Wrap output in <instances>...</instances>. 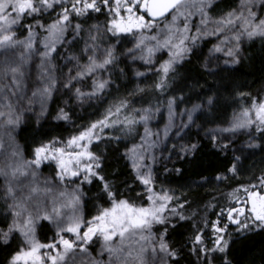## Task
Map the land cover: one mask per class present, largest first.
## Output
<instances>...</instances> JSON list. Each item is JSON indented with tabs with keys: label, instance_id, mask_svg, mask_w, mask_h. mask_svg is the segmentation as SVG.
<instances>
[{
	"label": "snow or ice",
	"instance_id": "obj_1",
	"mask_svg": "<svg viewBox=\"0 0 264 264\" xmlns=\"http://www.w3.org/2000/svg\"><path fill=\"white\" fill-rule=\"evenodd\" d=\"M214 3L215 0H68V6H65L64 0H0V55L13 53L12 56L5 55L0 61V81L8 79L7 83H0V155L11 149L9 160L0 165V177L4 179L3 198L5 202L11 201V204L6 203V207L12 218L7 230L0 229V237L4 244H8L15 238L13 234L17 233L26 244V247L12 254L8 264H17L18 261H24L25 264H76L77 254L92 256L94 239L103 241L99 255L103 257L106 254L107 260L93 259L92 264H170L173 257L180 256V249L174 248L166 239L168 229L175 227L172 220L190 221L198 213L186 216L183 211L185 205L191 207L187 198L181 203L171 190L156 191L158 177L153 168L157 164V141L147 124L159 111L158 107L130 111L128 99L121 98L105 109L102 118L90 122L77 134L65 140L52 137L38 141L31 149L30 159L25 158L23 149L15 143L14 132L22 123L26 110L21 105V99L27 98L29 91L31 98H27V110L32 109L34 103H39L40 115L46 116V105L60 87L69 92L74 91L75 99L84 101L94 97L101 99L113 84L110 72L107 78L100 73L115 65L116 49L114 46L101 45L99 24L85 29L88 20L92 19L91 13H103L108 17L104 30L114 38L122 34L138 37L133 48L127 50L134 60H147L151 64L156 53L163 55L164 50H167L168 59L160 62L162 75L155 85L161 92L170 87L169 73L175 71L176 65L193 52V46L202 37L213 36L219 40L211 51L226 52L229 59L224 64H239L243 37L249 40L258 37L264 41V0H241L237 8L230 9L218 20L211 17ZM49 10L55 12V18L50 19V22L38 18ZM195 13H199L200 23L193 29ZM168 14H172V20L161 27V22L167 20ZM80 18L84 19V24L74 22ZM26 20H31V23H24ZM178 22L182 27L176 26ZM19 27L28 32L23 40L18 38L15 30ZM153 29L157 30L155 35L145 34ZM41 30L44 33L42 51L36 46ZM85 31L87 39L80 48V55L66 53L63 65L66 71L60 69L58 75L59 66L55 63L60 56L58 46H73L74 42L84 39L81 33ZM69 35L70 40L66 38ZM134 53H140V56L136 57ZM33 56L40 58V75L38 85L29 89L27 68ZM81 57L87 63H83ZM69 64L72 66L69 67ZM204 67L209 76L218 78L220 83L217 91L230 87L224 73H230L231 69L220 66L210 68L207 63ZM136 74L145 75L139 71ZM85 80L90 81L89 90L76 87ZM176 99L171 97L168 102L169 123L163 130V137L166 139L170 129L175 128L174 135L183 141L186 135L184 129L194 123V116L203 105L197 103L191 110H186L187 123L181 121L176 126L173 119L176 115ZM217 99L216 95H208L205 102L211 108ZM56 119L71 121V114L61 108ZM140 123L145 125L141 143L133 144L126 150V155L136 180L144 188L143 193L136 194L137 199L145 197L146 206L144 203H134L119 189L113 190L116 185L102 174L104 157L92 151L96 142L103 143L106 138L120 139L107 136L106 129L111 130L119 125L126 133H130ZM248 129L252 130L249 133L252 137L249 148L260 147L255 143V133L259 132L260 139L264 140V99L254 100L250 107L234 115L229 127L219 129L220 132L231 134L224 138L228 143H224L220 136L214 138L219 148L241 153L240 156L233 155L235 163L227 169L228 175L233 177L244 170L242 160L246 158L243 157L244 148L232 146L231 137ZM209 136L211 138V133ZM178 143L179 147L172 144L170 151L166 149L168 162L173 156L179 159L197 150V144ZM44 166L53 168L52 177L41 179V168ZM202 179L208 182V178ZM215 179L224 183L228 176L222 173ZM257 179L258 184L241 185L237 189L245 192V200L236 199V206L221 208L215 220H210L205 213L200 222L193 226L189 243L200 264H234L231 250L241 234L255 229L264 230V191L257 190L264 189V175ZM24 181L30 185L27 186V192H24ZM94 182L99 183L100 198L109 206H99L98 214L86 220L80 213L87 196L83 189ZM128 187L135 192L134 187ZM33 197L44 199L33 201ZM207 207L216 205L209 204ZM41 220L50 221L57 227L55 237L47 244L36 238L37 224ZM156 225L163 229L159 234L154 231ZM66 234L72 238H66ZM42 249L47 251L42 254Z\"/></svg>",
	"mask_w": 264,
	"mask_h": 264
},
{
	"label": "trees",
	"instance_id": "obj_2",
	"mask_svg": "<svg viewBox=\"0 0 264 264\" xmlns=\"http://www.w3.org/2000/svg\"><path fill=\"white\" fill-rule=\"evenodd\" d=\"M65 6H68V0H64ZM232 0H218L214 5V9L221 12H227L233 8ZM59 8L56 9V12ZM92 19L88 20L85 29L94 24L100 25L102 39L100 41L103 47L114 46L116 49L117 61L115 65L109 68L106 72L100 73L101 76L107 78V73H111L113 84L101 99L91 98L84 101L75 99L74 91L69 92L63 87L54 93L51 101L46 105L47 115L41 116V108L39 103H34L32 109L27 110V98H31V91L28 92L27 98L21 99V105L24 109V118L20 126L14 132L15 143H18L23 149L25 158H31V149L36 146L38 141H44L52 137L60 139L77 134L83 130L90 122L102 118L105 109L112 103L118 102L121 98H127L131 109H141L148 107H158L159 111L149 120L147 127L154 134V139L157 141L155 153L157 156V164L153 171L156 174V191L164 192L171 190V193L179 198L183 203L184 199L191 203V207L185 205L183 211L186 216L191 217L193 212L198 215L192 217L190 221H180L175 224L174 228L168 229V242L177 249H180V256L173 257L170 264H200L197 256L190 251V240L193 233L192 223L200 221L201 216L206 213L210 220H215L216 215H219V210L225 207L235 206V197H231L234 190L240 188L241 185L250 186L258 184V177L264 175V140L260 139V133H255V143L260 147L249 148L252 142V137L249 133L251 129L243 130L232 136V146L244 148L242 160L244 170L235 177L228 175L227 169L231 167L235 161L233 155L240 156V152H232L223 150L217 146V141L214 139L220 136L224 143H228L225 137L231 136L230 133L220 132L219 129L229 127L234 115L238 114L243 108L250 107L254 97L258 95L259 90L264 85V41L258 37L251 40L243 37L241 40L242 55L239 64H212L208 61L212 39L203 41L201 45L194 46L193 52L185 59L179 62L175 71L169 73L170 87L161 92L155 85L160 81L162 72L160 70V62L168 59L167 50L164 54L156 53L153 63L149 64L147 60L133 59L128 54V49L133 48L134 42L138 37H132L130 34H122L118 38L105 32V23L107 16L103 13H91ZM39 19H45L50 22V19L55 18V12L46 11ZM84 24L83 18L78 21ZM24 23H31V20H26ZM18 33V38L23 40L28 36V32L23 27L15 29ZM72 30L69 29V33ZM146 35H155L154 29L151 32H146ZM44 33L41 30L40 35L36 39V46L41 51L43 46L41 40ZM81 36L84 39L74 42L73 46L65 44L63 48L58 46L60 56L56 58L55 63L59 70L63 69L66 62V53H74L80 55V48L83 47L87 39V33L82 32ZM125 36L127 38H125ZM71 39V35L66 37ZM23 51V49H18ZM12 56L13 53L0 55V61L4 56ZM136 57L140 53H134ZM83 63H87L84 57H81ZM207 63L210 68L217 66L231 69L232 71L225 72L228 88H220L217 77L209 76L204 64ZM40 58L33 56L32 62L27 68V80L29 89H34L38 85L40 75ZM69 67L72 65L69 64ZM66 71V69H63ZM145 73L144 76H138L137 72ZM5 78L0 83H7ZM89 80H85L76 87H81L83 90H89ZM137 89H143L139 91ZM211 89V91H209ZM243 93L244 95H241ZM250 94V95H248ZM208 95H216L218 97L215 106L209 108L205 102V97ZM171 97H177L174 107V123L179 126L181 121L187 123L186 110H191L194 104H201L203 107L196 112L194 123L189 128L184 129L186 135L183 141L175 136V128L170 129L168 137H163V130L169 123L168 118V102ZM67 102V105L66 103ZM36 108V110L34 109ZM64 108L65 111L71 114V121L57 120L56 116L59 109ZM143 115V113H138ZM145 125L137 124L135 129L126 133L119 125L111 130L106 129L107 136L120 137L116 139H105L103 143L96 142L92 146V150L104 157V174L108 177L116 187L114 191H119L126 195L131 200L137 198V193H143L139 182L136 180L135 172L129 162L126 150L130 149L133 144H140V137L144 136ZM211 133V138L209 136ZM7 143V137H5ZM197 144V150L194 154L182 156L177 159L171 157V162H168L167 151L171 150L172 144ZM11 149H7L0 155V165L5 164L10 158ZM161 153H164L161 156ZM46 170V167L42 168ZM167 169V170H165ZM173 169H181L174 171ZM225 174L228 179L224 183H220L215 177L220 174ZM202 178H208L205 183ZM26 182V181H24ZM23 182V183H24ZM127 182V184H125ZM4 179L0 177V229L7 230V224L11 222V216L8 215L9 209L5 202L3 194ZM131 185L135 188V192L128 187ZM162 186V188H161ZM251 188V187H249ZM84 192L87 196L84 198V204L81 209L85 219L94 216L99 210V206L106 207L108 204L104 199L100 198V185L98 182L86 185ZM44 198V197H43ZM145 197H141L143 199ZM244 199V198H243ZM50 204V200H49ZM212 204L216 207H207ZM231 227V226H230ZM161 229L158 230V232ZM162 231V230H161ZM56 234V228L47 220H41L37 224L36 238L42 242H50ZM14 239L8 244L2 242L0 237V264H8L12 254L21 248L26 247L23 237L20 234L14 233ZM234 235V233H233ZM235 236V235H234ZM101 242L93 243L91 247L92 256L77 254L76 264H92L93 259L107 260V255L103 257L99 255ZM231 257L234 264H264V230L256 229L246 233H242L231 250ZM202 259V258H201Z\"/></svg>",
	"mask_w": 264,
	"mask_h": 264
},
{
	"label": "rangeland",
	"instance_id": "obj_3",
	"mask_svg": "<svg viewBox=\"0 0 264 264\" xmlns=\"http://www.w3.org/2000/svg\"><path fill=\"white\" fill-rule=\"evenodd\" d=\"M216 2H218V0H215L214 5L216 4ZM232 2L234 3L232 9H235V8H237L238 5L240 4L241 0H232ZM214 5H213V9L211 10V17H212L213 20H218V19H220L221 17H223V16L225 15L226 12H221V11H219L218 9H214ZM227 12H228V11H227ZM171 20H172V14L169 15V16L167 17V20H166V21L161 22V27H163L165 24L169 23ZM199 23H200L199 13H195L194 16H193V20H192V27H193V29H195V27L199 26ZM176 26H177V27H182V24H181L180 22H178ZM202 30H203V29H202ZM237 30H238V28H237ZM154 32L156 33L157 30L154 29ZM192 34L194 35L195 32L193 31ZM220 38L222 39L223 37L221 36ZM207 39H212V40H213V42H212V46H211V48H210V50H209L210 53H209V56H208V59H207L208 61H210L212 64L215 65V64H217L218 61H220V62H218V63H222V62H224L225 60H228V59H229V57L227 56V53H226V52H213V51H211L213 45H216V44L219 43V40H218L216 37H213V36H205V37H202V39L200 40V42H199L198 44H196L195 46L201 45L202 43H204L203 41H205V40H207ZM242 40H243V38H242ZM228 46H231V45H228ZM193 48H194V46H193ZM257 99H264V85H263L262 88L259 90L258 95H257L256 97H254V100H257ZM254 100H253V101H254ZM34 109L36 110V108H34ZM69 137H70V136H69ZM69 137H67V138H69ZM67 138H64V139H61V140H65V139H67ZM92 151H93V150H92ZM44 167H46V170H47V171H45V170L42 169V168H44ZM44 167L41 168V179H47V178L52 177V176H53V171H54L53 168H52V167H48V166H44ZM23 184L26 185V187L24 188V192H27V191H28V187H27V186H30V185H29V182L26 181V182H24ZM251 190H252V189L249 188V191H251ZM261 190H262V189H261ZM233 194H234V195H233ZM21 195H22V194H21ZM231 197H235V205H236V199H239L240 201H243V200L246 199V194H245V192H243V191H234V193H232V196H231ZM243 198H244V199H243ZM36 199L43 200L44 198H43V197H33V201H35ZM132 201H133L134 203H144L145 206H146V198H143V199H140V200H138V199L136 198V199H134V200H132ZM29 206L31 207V204H29ZM108 206H109V205H108ZM108 206H106V207H108ZM80 213L82 214L81 209H80ZM97 214H98V211H97V213H96L95 215H97ZM95 215H94V216H95ZM82 216H83V218H84V215H83V214H82ZM91 218H92V217H91ZM91 218L86 219V220H90ZM84 219H85V218H84ZM178 222H180V221L172 220V223H173L174 225H175L176 223H178ZM199 222H200V221L198 220V221H195L194 223H192V227H193L194 225H197ZM52 224H53V223H52ZM53 226H54V228H56V230H57L56 225L53 224ZM159 229L163 230L159 225H156L155 228H154V231H156V233L159 234V233L161 232V230L158 232ZM255 230H256V229H255ZM192 234H193V233H192ZM234 235H235V234H234ZM66 238H72V237H71L70 234H66ZM50 242H51V241H50ZM50 242H42V243L47 244V243H50ZM99 242L103 243L102 240H100V241H95V239H94V243H97V244H98ZM209 246H211V244H209ZM46 251H47L46 249H42V250H41V253L43 254V253H45ZM190 251H191V248H190ZM191 252H192V251H191ZM192 253H193V252H192ZM193 254L196 256L195 253H193ZM17 264H25V262H24V261H18Z\"/></svg>",
	"mask_w": 264,
	"mask_h": 264
},
{
	"label": "flooded vegetation",
	"instance_id": "obj_4",
	"mask_svg": "<svg viewBox=\"0 0 264 264\" xmlns=\"http://www.w3.org/2000/svg\"><path fill=\"white\" fill-rule=\"evenodd\" d=\"M257 190H261V189H257ZM262 191H264V189H262ZM236 206V205H235Z\"/></svg>",
	"mask_w": 264,
	"mask_h": 264
},
{
	"label": "water",
	"instance_id": "obj_5",
	"mask_svg": "<svg viewBox=\"0 0 264 264\" xmlns=\"http://www.w3.org/2000/svg\"><path fill=\"white\" fill-rule=\"evenodd\" d=\"M170 14H168V16H169Z\"/></svg>",
	"mask_w": 264,
	"mask_h": 264
}]
</instances>
